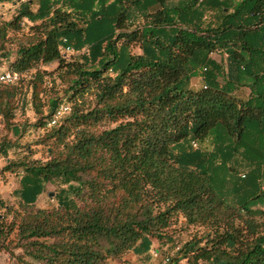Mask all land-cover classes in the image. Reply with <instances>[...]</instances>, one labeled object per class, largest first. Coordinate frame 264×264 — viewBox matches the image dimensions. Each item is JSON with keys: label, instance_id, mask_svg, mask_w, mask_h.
<instances>
[{"label": "trees", "instance_id": "1", "mask_svg": "<svg viewBox=\"0 0 264 264\" xmlns=\"http://www.w3.org/2000/svg\"><path fill=\"white\" fill-rule=\"evenodd\" d=\"M5 4L17 9L0 24V66L24 79L0 87V118L20 135L14 102L35 71L36 127L47 132L38 146L48 156L32 152L3 170L23 175L18 206L0 201V255L12 264H109L168 242L182 217L209 232L180 247L172 264H264V0ZM63 48L83 54L67 59ZM53 64L74 106L49 129L62 103L51 99L43 117L50 73L42 68ZM205 142L212 151L194 150ZM239 166L248 174L238 177ZM47 184L68 188L57 207L42 209Z\"/></svg>", "mask_w": 264, "mask_h": 264}, {"label": "rangeland", "instance_id": "2", "mask_svg": "<svg viewBox=\"0 0 264 264\" xmlns=\"http://www.w3.org/2000/svg\"><path fill=\"white\" fill-rule=\"evenodd\" d=\"M37 2L33 5L32 9L35 11L37 9ZM207 22L210 21L211 15H207ZM24 33H27L28 30L33 26V24L24 22ZM23 33H20L17 37H21ZM133 54L141 53L138 46H133L131 49ZM62 54L65 58H79L81 54H72L68 53L66 50H62ZM213 58L217 61H221L220 54H214ZM57 64H53L45 69L42 68L43 71H48L50 76L45 77V81L42 85L43 93L40 94V98L42 99V112L43 117H45L49 112V101L51 99H60L62 103H69L73 108L74 103H70L67 98H64L65 90L67 89V85L57 79V74L55 70L57 69ZM10 70L9 63L4 61L0 66V72ZM35 74V71L30 73V76L25 77V82L21 86L22 88V97H18L14 102L16 112L15 119L13 123L21 126V133L19 136L13 134L11 129L6 127L5 123L0 118V147L6 142H10L13 145L8 149L7 155H0V201H4L9 205L18 206V201L14 197V191L19 188L20 178L22 177V172L10 173L3 172L4 168L7 167L11 162L21 161L24 157L29 156L32 152H34L33 159H43L47 160V147L46 146H38V143L42 141L47 134L45 129L41 127H36L37 124L43 122L42 116L36 115V108L33 104L32 99V83L31 76ZM198 81L195 80L194 83ZM3 89H9L14 86L2 85L0 86ZM202 87V85H201ZM93 98L91 99V101ZM69 117V116H68ZM40 126V125H39ZM114 125H108L107 128H111ZM194 150L199 151H212V147L210 143L205 142L204 144H196ZM233 166V163H231ZM237 176L242 177V175H247L249 170L247 167L239 166L236 167ZM222 179V178H221ZM221 179L219 181H221ZM217 180V179H216ZM67 186H62L61 184H47L46 192L39 199V208L42 209H50L53 207H57L58 199L57 195L62 189H67ZM52 195V196H51ZM209 230L205 227H188L186 225L185 220L180 217L177 223L168 231V242L154 240L155 249L160 251L159 257L165 258L167 256H172V259L178 257V249L183 247L186 243L190 242L195 237H201L202 235H206ZM153 248V249H154ZM152 254H147L145 256V260L152 257L156 251L152 250ZM150 256V257H149ZM0 264H12L9 260V257L5 254L0 255ZM178 264H189L186 260L181 261Z\"/></svg>", "mask_w": 264, "mask_h": 264}, {"label": "crops", "instance_id": "3", "mask_svg": "<svg viewBox=\"0 0 264 264\" xmlns=\"http://www.w3.org/2000/svg\"><path fill=\"white\" fill-rule=\"evenodd\" d=\"M16 9H17V6L13 5V4H5V5L0 6V24L3 21L11 20L12 17L14 16L15 12H16ZM140 52H141V50H140ZM75 53L76 52L72 51V54H75ZM141 53H139V54H141ZM77 54H81V53H77ZM139 54H136V55H139ZM12 61H13V59H12ZM195 80H197L198 82L194 83ZM201 85H202V82H201L200 78H194L190 83V87L194 90L200 89ZM41 197L42 196H40L39 199ZM39 199L37 202L38 207H39ZM154 247H155V243L153 241V246L148 253L143 254V255H138V254H135L134 252H130L122 260H112L109 264H141L142 262H145V261L150 262L151 264H161L162 257H159L160 251L158 249H155ZM152 250L156 251L155 254L152 255V257L149 256L150 258H148V260H145L144 258L147 254L153 253Z\"/></svg>", "mask_w": 264, "mask_h": 264}, {"label": "built area", "instance_id": "4", "mask_svg": "<svg viewBox=\"0 0 264 264\" xmlns=\"http://www.w3.org/2000/svg\"><path fill=\"white\" fill-rule=\"evenodd\" d=\"M66 42V40H64ZM68 53L72 52L70 48H64ZM204 71H207L206 69ZM24 79V76L14 73L11 70L0 72V86H16L19 85ZM72 113V107L69 103H61L55 110L52 118L50 119L47 127L49 129H54L59 127L63 120L70 116ZM197 145L195 144L194 147ZM179 250V249H178ZM141 264H151L150 262H142ZM161 264H172V256H167L162 258Z\"/></svg>", "mask_w": 264, "mask_h": 264}, {"label": "water", "instance_id": "5", "mask_svg": "<svg viewBox=\"0 0 264 264\" xmlns=\"http://www.w3.org/2000/svg\"><path fill=\"white\" fill-rule=\"evenodd\" d=\"M52 196V195H51Z\"/></svg>", "mask_w": 264, "mask_h": 264}]
</instances>
